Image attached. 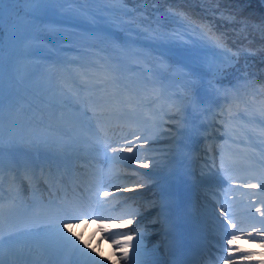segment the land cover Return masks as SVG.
Instances as JSON below:
<instances>
[{"label": "trees", "instance_id": "1", "mask_svg": "<svg viewBox=\"0 0 264 264\" xmlns=\"http://www.w3.org/2000/svg\"><path fill=\"white\" fill-rule=\"evenodd\" d=\"M4 2L0 0V12ZM124 41L129 47L123 51ZM0 47L4 70L22 73L24 64L33 62L46 70L51 67L55 74L61 71L58 63L51 64L55 53L84 71L98 68L105 75L114 73L121 54L130 50L129 61L155 66L164 74L173 69L183 74L180 106L197 87L217 82L236 87L238 104L255 105L245 121L255 118L264 127V0H43L39 5L13 0L0 21ZM8 81L4 71L3 82ZM3 94L5 124L0 135L7 142L9 119L17 124L35 110L18 97L10 117L8 104L17 96L4 84ZM39 107L47 104L39 101ZM247 128L250 135L263 137ZM260 137L251 142L253 153L258 152L256 141H261L264 153Z\"/></svg>", "mask_w": 264, "mask_h": 264}, {"label": "rangeland", "instance_id": "2", "mask_svg": "<svg viewBox=\"0 0 264 264\" xmlns=\"http://www.w3.org/2000/svg\"><path fill=\"white\" fill-rule=\"evenodd\" d=\"M34 51L37 53V51H40V48L37 46ZM128 53L132 55L129 50L126 56L124 55L125 58L122 63H120L122 66L121 72H125L127 67L131 70L130 74L127 76L129 79L127 80L128 90L126 92V97L121 94L117 96H115L116 94L114 95V93H116L115 91H117V88H115L117 85H114L115 78H117L115 77V73L114 75L107 74L103 77V74L98 68H92L87 69L88 71H86V73L90 76H85L83 78L79 77L80 73L78 71L81 70V68L77 66L71 67L69 72L74 77L75 84L84 83L86 88H90L92 90V93L95 91L93 94L87 95V100L91 98V100L101 99L100 96L96 95L104 97L105 94L110 93L113 95L107 97L110 103L114 102L115 98L118 99L121 97H124L128 103H132L131 108L128 107L131 110L130 114H126L124 111H120V109H118L116 110V115L119 113L122 119L133 121V126L136 131L135 136H140L142 139L133 140L129 143L130 139L127 138V144L122 143L117 147L108 149L112 155V160L114 161L121 160V157L133 158L132 160H121L122 164L120 166L122 171L119 172V175L120 177L129 180L125 185L119 187L121 188L119 191L123 190L125 187L130 189H132L133 186L138 187L139 184H143L144 186L139 187L138 192L151 188V179H149V175L162 172L169 167L172 161H177L176 158L181 156V151H185L184 145L182 147L178 145L181 151L178 149L180 154L177 156L178 151L175 150L177 145H173L179 141L180 137L183 136V133L181 134L182 129L180 125L185 119H189V116L192 114L194 109H197L198 116L201 119L203 118L201 121L196 122L198 126L204 124V112L209 114L210 117H214V114H217L214 118L217 123V126L215 127V135H218V141L215 143V146L218 145L216 146V150L220 152V154L217 153V160H220L224 164V166L220 167V169L217 168V171H206V167L209 166L210 168H213V162H215L212 160L210 155L214 150L213 147L210 153L205 155V157L199 162L200 173L197 177L195 175V178H201L203 181L211 180L216 183L220 182L219 186L211 188L213 193L212 195L202 193L199 200L196 202L200 211L199 218L205 219L208 214L212 215L210 223L212 220L216 221L211 224L213 230L219 226V222H221V224H227L224 217L221 216L222 206H220V203H230L232 210H227L229 216L233 214L238 215L239 221L244 220L251 222L252 220H261L262 217L259 213H256L255 209L259 207L262 211H264V191H261L259 188L249 189L244 187V185L246 183H258L261 180H264V168L261 169V165L252 167V164L255 161L260 158H264V153H262L263 150L260 147L262 143L261 141H256V146L259 148L258 153H261L256 158L253 156L247 159L245 154L249 153H246L245 148L239 146L238 144L236 145L230 140V138H228L236 133V135L242 137V139H246V142L251 143L252 139L256 136L249 135L248 133L250 132L246 131V129H248L247 127H250L251 129L254 128L252 134L258 135V133L262 132L263 134H260L263 137H257H260L264 141V127L260 124V120L250 118V120L245 121L247 120V117H252V112L255 111L256 106L252 105L245 108V103H241L242 106L238 105V101H240V99H238L237 95L234 94L236 87H222L216 83H204L197 87L192 94V97L183 106H180L179 98L182 94L181 88L183 86V74H179L177 71L178 75H174L172 73L171 75H167V73H160V71L157 73V67L155 66H149L150 68L147 69H143L145 67L141 69L138 67L132 69L127 65L128 63L125 60L129 56ZM26 55L28 54H21L22 57ZM23 59L27 60L28 58ZM40 64L42 63H39V65ZM120 64L118 65V70L121 67ZM26 67L27 70L25 69ZM42 69L43 67H36V65L31 62L24 64L22 73H19V71L16 72L19 74L22 84H30L37 91L38 84H40V86H43L47 91V95L40 91L44 96V99L46 100L47 98L52 97L55 99L54 102L58 104L50 105L45 112L39 111L40 114L35 117H31L29 115L28 118L25 116V118L18 121L16 126L11 128L12 130L8 136H10V134H15L17 138H19L21 136H26L33 131H44L51 127L59 140L71 144L68 152L83 151L84 147L81 142L88 140L86 134L82 133L84 115L87 111H84V108H82V106L77 102L76 95L73 90V82L64 83L67 79L70 80V74L67 73L68 78L63 76V80H60L58 83V80H56L57 78H54L51 71H49V76L47 77L43 74V70L46 69ZM131 75L136 77L133 82H130V79H132V77H130ZM17 87L22 92L23 87ZM45 100H43V102ZM121 102L123 105V100ZM50 103H53L52 100H50ZM116 103H118V101H116L115 104ZM230 124L232 126H236V124H238V126H240L238 129L239 131L236 129V132H234V130L230 131V127H228ZM130 132H132L131 129ZM144 139H147V144L144 143ZM139 145H143L139 151L136 150V147H134L132 153H127L122 150L127 146ZM222 145L223 147H220ZM3 149L2 157H0V165L4 167L5 171L2 174L0 173V197L2 196L6 199H0V206H2V210H0V233L4 235V242L3 245L0 246V249H2L5 264H12L13 260L16 264H74L73 261L75 260L76 253L74 254L71 252H69L67 256V261L62 263L59 262V258L61 253L65 250V247L60 246L57 240H51L52 237H49L47 242L43 245L39 244L36 240L28 239L26 242V244H28V248L23 250L22 248H16L21 244L16 243L15 240L17 236H12L10 238L9 235H6V232L10 231L11 223L8 222L5 212L11 207H15L13 206V198H15V200L18 199L21 203L23 202V199H20L21 196L19 191L15 190L14 187H20V190L23 191L29 192V190L26 185L24 187V183H21L20 180L17 181L14 176L10 175V177H7L8 172L6 169L13 164L10 158H8V155L15 154L17 151L20 152V150L24 151V148L20 146L10 147L7 142L3 144ZM113 149H117L118 151L113 152ZM92 152L95 151L93 150ZM235 153L243 155L246 159H241V157L238 156V159L235 161L234 159L236 158H233L234 156H232ZM175 154V158L172 159L171 157ZM146 156L156 159L155 167L151 166L150 160H145ZM144 163H149L150 166L145 168L142 166ZM144 173L149 175H144L145 179L140 182L138 177ZM5 184L9 185L11 189H9ZM4 191L8 193H4ZM155 193L156 188L153 187L151 190L152 197L148 198L147 196H144L142 198L143 203L141 202L142 204L140 207H142L143 211L152 209V207H154L153 204L156 205L157 201L154 195ZM7 203L9 205H7ZM224 208L223 204V209ZM143 211L138 214H142ZM156 221L159 222V219ZM153 222L154 220L151 219L146 221V224L150 226ZM119 225L128 226L127 224L121 223H119ZM4 229L7 230L3 231ZM145 230V227L138 228L135 233L142 232L144 234L141 246L149 250L147 251V255H145L146 264H152L153 259L158 261V263L165 262L166 255L163 251L161 254L159 253L161 251V242L152 237L155 231ZM233 230L235 229H229V231ZM106 231L107 230L104 229L102 238H104V236L108 238V234H105ZM15 234L23 235L19 232H15ZM235 234L238 235L237 233ZM67 235H70V233H67ZM216 236L218 240H221L223 235L219 234ZM238 236H241L242 238L234 242L237 244L238 249L245 253L244 257L249 261V264H264V236H259L256 239H251L242 235ZM35 246H40L44 253L50 252L51 255L55 252L58 255L57 257L53 256V259H47L46 257L45 260L42 256H30L29 251L32 248H35ZM153 249L156 251L153 252ZM223 250L220 249V252L225 254V248ZM90 256H92L91 253ZM239 259L242 260L244 258L239 256ZM114 262L115 264H124L119 262L117 257Z\"/></svg>", "mask_w": 264, "mask_h": 264}, {"label": "bare ground", "instance_id": "3", "mask_svg": "<svg viewBox=\"0 0 264 264\" xmlns=\"http://www.w3.org/2000/svg\"><path fill=\"white\" fill-rule=\"evenodd\" d=\"M203 117H205V121L204 124H202L201 126H198L196 124L197 121H201L202 119L198 116V110L194 109L192 111V114L189 116V119H185L182 123H181V134L183 133V140H179L176 142V144H179L180 142H183L184 146V150L185 151H181V156H180V160L181 161L183 159V157L187 156V150L186 148L191 145L193 146V152L192 153H188L189 156L191 157L192 154L194 152H196V154H202L203 150L202 148L204 147L205 143L211 139V130L212 127H209L210 122H212L213 126H214V118L210 117L209 114L207 113H203ZM208 123V125L206 126V123ZM175 131V129H174ZM133 134H120L119 136L121 137L120 139L125 140L123 141V143H128L126 142L127 138H131ZM179 138V137H178ZM133 139H130V142ZM182 145V146H183ZM23 151L20 150L17 151L15 154H9L8 158H10V160L13 162V165H10L9 170L11 172L18 173V169H16V165H21L22 167V174L19 176H23V165L24 162L27 160L29 161L30 159H32V157L30 155H26L22 153ZM198 157L195 156L192 161L194 162V164L198 163ZM218 160L215 161V167L210 168L207 167L206 171H217V168L220 169V167H222V165L220 163H217ZM180 163L181 162H173L170 163V167L168 169H166L163 174L160 176H155V181L157 182V184H159V187H162V192H165V197L163 198V200H158V205L156 203L153 204L154 207H152V209L148 210V211H143L142 214H138L139 212H142V207L141 204L142 202V198L144 196H147L148 198H151V188L148 189H144L142 190V192H138L139 187L133 186V190L132 191H123V190H114L111 192V195H115L113 196V198L111 200H117L118 203H120V199H123V201L131 204V203H137L136 205V209H134L131 213L134 215H129L130 218L133 220V224L135 227L132 228H125L123 226H119V223H115L113 221L107 222L106 220L102 219V215L104 213H110L112 208H108L107 210H105L103 213L99 210H97V212H95L94 214V218L92 219V221L88 224H81V223H71V229L72 232H75L77 234V236L79 237V239L82 238L81 241L87 242V246H85L84 243H80L79 247L81 249H83L84 252L86 253H91L93 257L96 258V260L101 261V264H115L114 260L117 259L119 260V262L126 264V261L121 259L122 253H121V248L120 245L114 243V241H120L123 242L124 240V236L121 235V237H116L114 236L113 238H106L104 236V238H102L103 232H104V228H106L105 230L106 233L105 234H111L114 233L116 231H122V230H128V229H133L135 230L136 228L139 227H145L146 230H154V235L152 236L153 238H155L156 240L160 241V249L161 251L159 252L161 254V252L163 251V253L165 255H167V252L170 250L169 249V239L166 238V235L170 232L169 230L172 229L176 232H178L181 237H183V243L181 244V249L186 250L187 247L189 246L188 244H185L186 241L188 239L192 240L193 237H195V241H197V246L202 244L205 239L207 238L206 241H210L209 245L210 247L214 244H218L220 243L221 245V249L223 250L225 248L226 253L224 255H222L220 258V260H215V259H211V263L210 264H249V261L244 257L245 253L243 251H240L238 249V246L235 242H233L232 245H228L226 240H217V236H215L216 234H222L224 235L225 229H227V231L229 233H237L238 235H242L244 237H248V233L252 232V225L255 224V226L259 229L260 225L259 223H256V220H252L251 222L248 221H244V220H240L239 221V216L238 215H230V218L235 221L238 225L239 229H243V231H238V230H233V231H229L230 228H227V224H221V222H219V226H217L216 229H212L210 222H208V225L206 223H204V226L206 227V229H210L212 231V236L209 234H205L202 233L201 230L197 229L196 226H194L193 223H191L189 220H185L182 216L178 215L176 213L175 210V205L172 204V199L174 197L181 196V197H185V195H188V191L191 187V185H187L188 181H186L185 179H178L176 177H174V170H178L180 167ZM35 166V171L37 169L40 168V165H38L36 162L32 163ZM187 166L184 164V166H182L181 170L186 169ZM14 169V170H13ZM199 171L198 168L195 169V172ZM110 172V170H108V172L105 175H108V173ZM187 173V171H184ZM198 173V172H197ZM199 174V173H198ZM163 175L167 176V179L164 178ZM145 179L144 175H139L138 180L141 182L142 180ZM129 180V179H128ZM128 180L124 179V178H117L114 181V184L112 185V188L119 186L121 187L122 185H125ZM164 180V181H163ZM21 181V179H20ZM211 183H209V185H213L215 187L219 186L220 182H213L210 180ZM204 185V184H203ZM169 186H172V188H169ZM117 188V187H116ZM121 189V188H119ZM119 192V193H118ZM209 193V195H212L213 193H211L210 191H207ZM138 193V195H137ZM142 202V203H141ZM104 204V203H103ZM164 204H169L170 208L169 209H164L163 212H161V206ZM223 204H224V210H232V206H230V203H220V206H222L223 209ZM197 204L195 206V212L197 210ZM28 208H35V207H39V205L37 204L36 201H33L29 206H27ZM35 208V209H37ZM159 211H158V210ZM157 213H159V217H161L159 219V222H157L156 220H154V222L149 226L146 224V221L149 220L151 217H155L157 218ZM24 215L23 210H18V209H12L11 212L9 213V218L11 220V222L16 219V222H18ZM168 218L167 222L165 223V225L163 224L164 219ZM96 219H100L99 221ZM222 219V218H221ZM93 223V224H92ZM210 223V224H209ZM178 225H181V229L177 230L179 227ZM17 226V225H16ZM43 230L40 232H34L31 233L29 231L23 232L20 234H15V230L12 229L10 231H7L6 234L8 235L9 233L14 234L13 237H16V243L19 244H24V245H18L20 247H16V248H22L27 249L28 248V244H26V242L28 241V239L31 240H36L39 244L43 245L47 242L49 237H52L51 240H57L55 235L50 232H43L45 231L44 227L42 228ZM65 231V235H67V230ZM191 233V234H190ZM69 234V233H68ZM133 236V241H131L130 243H135L136 240V233H132L131 234ZM257 237H259V235H256L255 233H253L252 238L256 239ZM249 238V237H248ZM251 238V239H252ZM72 239H76L75 237H72ZM78 240H76L77 243ZM116 246V248H115ZM118 247V248H117ZM95 249V252H93L92 250ZM144 251L147 253V249L143 248ZM129 253L131 254L132 249L131 247H129L128 249ZM30 256L33 257H38V256H42L45 260V258L47 257V259H53L54 257H57L58 254H56L55 252L53 254L50 255V252H46L44 253V251L42 250V248L40 246H35V248H32L30 251ZM70 250L66 249L61 253V256L59 258V262H65L68 259V254H69ZM116 253V254H115ZM206 254H208L207 252H204L201 255V259L206 257ZM239 256L243 257L244 259L240 260ZM189 256L187 255H182L180 254V260H184L187 261V258ZM145 259V256H144ZM203 260V259H202ZM74 264H86V257H82L80 256L78 253H76V257L75 260L73 261ZM165 262H159L158 264H165ZM72 264V263H71Z\"/></svg>", "mask_w": 264, "mask_h": 264}, {"label": "snow or ice", "instance_id": "4", "mask_svg": "<svg viewBox=\"0 0 264 264\" xmlns=\"http://www.w3.org/2000/svg\"><path fill=\"white\" fill-rule=\"evenodd\" d=\"M13 2V0H5V2L2 5V12H0V21L3 20L6 8ZM29 2L35 3L37 5L43 3V0H29ZM10 10V9H9ZM209 40L213 44H215L217 47H220V44L213 40L212 37H209ZM0 52H3V48L0 47ZM219 71V69H217ZM106 71V75H107ZM194 70L189 73V75H194ZM3 75H4V64H3V58L0 57V133H2L4 129L5 124V102H4V94H3ZM13 108V103L10 100L8 104L9 109V116L11 117V111ZM15 122L9 119V127H14ZM136 140H141L142 137L136 136ZM131 143V142H129ZM144 143L147 144V139H144ZM3 136L0 135V157H2L3 154ZM8 144L10 147H23L24 149L28 151H46L51 152L56 155V158L59 159L61 156L65 155L69 148L71 147V144L61 141L57 138L54 130L49 127L47 130L44 131H33L26 136H21L17 138L15 134H10ZM134 147H136V150L139 151L143 145L139 146H127L124 147L122 150L127 153H132L134 150ZM118 151L117 149H113V152ZM121 160H132V157H121ZM145 160L151 161V166H156V159L152 157H145ZM262 165H264V161L261 162ZM145 168H148L150 166L149 163H144L142 165ZM59 170V169H57ZM23 173L24 177L29 180L36 179L35 176V166L30 161H25L23 165ZM43 175V172L41 173ZM141 175H149L147 173L141 174ZM143 184H139L138 187H143ZM119 190V186H116ZM244 187L249 189H256L259 188L261 191H264V180H261L258 183H246ZM124 191H132L133 189L125 187L123 189ZM103 195H108V193H102ZM61 207L64 209L63 214L58 215L55 217L54 221L44 226V229L46 231L52 232L57 241L59 242L60 246L65 247L66 249H69L71 253H78L82 257L87 258V264H101V261L96 260L95 257L90 256L89 253H86L79 247V245L76 243V240H79V237L75 232H72L71 225L67 223L66 221L68 219L75 218L79 215H89V214H95L94 212L90 213L87 211L86 206L83 202L79 200H73V201H65ZM165 205L161 206V212H163V208ZM251 207V205H250ZM0 210H2V206H0ZM256 213H259L262 217L261 220L257 221L256 223H259L260 228L258 229L255 224H253L252 232L248 233V237L252 238L253 233L259 236H264V211H262L261 208L257 207L255 209ZM130 215H134L130 213ZM221 216L224 217L225 221L227 222V228L236 229L238 231H243V229H239L238 225L235 221H233L226 210H221ZM121 224H127L131 225L133 223L132 219L124 220L122 219ZM67 230L70 235H65V231ZM9 237L11 238L14 234L9 233ZM144 234L142 232L136 233V240L135 243H130L133 241L132 235H125L123 242L120 241H114V243L120 245L121 248V259L126 261V264H146V261L144 259V256L147 255V253L142 249V241H143ZM72 237H75L76 239H72ZM242 237L238 236L233 233H229L227 229H225L224 235L221 237V240H226L228 245H232L234 241L240 240ZM4 242V235L0 233V246L3 245ZM81 243H84L85 246H87V242L81 241ZM131 247L132 252L129 253L128 249ZM95 252V249L92 250ZM156 250L153 249V252ZM0 264H5V260L3 258V252L2 249H0ZM12 264H16V262L13 260ZM152 264H158V261L153 259Z\"/></svg>", "mask_w": 264, "mask_h": 264}]
</instances>
